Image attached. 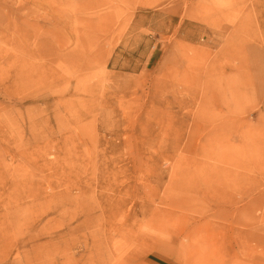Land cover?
Segmentation results:
<instances>
[{"label":"rangeland","instance_id":"374dc122","mask_svg":"<svg viewBox=\"0 0 264 264\" xmlns=\"http://www.w3.org/2000/svg\"><path fill=\"white\" fill-rule=\"evenodd\" d=\"M0 264H264V0H0Z\"/></svg>","mask_w":264,"mask_h":264},{"label":"bare ground","instance_id":"6f19581e","mask_svg":"<svg viewBox=\"0 0 264 264\" xmlns=\"http://www.w3.org/2000/svg\"><path fill=\"white\" fill-rule=\"evenodd\" d=\"M33 39V38H32Z\"/></svg>","mask_w":264,"mask_h":264}]
</instances>
